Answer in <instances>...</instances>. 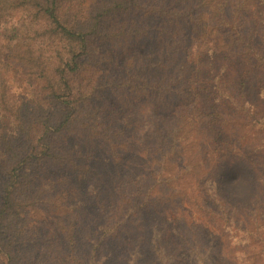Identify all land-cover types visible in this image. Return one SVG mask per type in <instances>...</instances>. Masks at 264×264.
Returning <instances> with one entry per match:
<instances>
[{
  "label": "trees",
  "instance_id": "trees-1",
  "mask_svg": "<svg viewBox=\"0 0 264 264\" xmlns=\"http://www.w3.org/2000/svg\"><path fill=\"white\" fill-rule=\"evenodd\" d=\"M84 1H0V112L11 126L0 135V264L37 252V264H178L151 216L174 198L164 189L181 178V122L195 109L212 122L230 112L236 135L201 154L197 141L198 166L221 170L212 204L197 209L224 226L221 196L242 185L237 197L254 200L244 250L264 262V0ZM108 45L135 52L101 72ZM12 69L35 91L20 103ZM32 212L55 217V241L39 221L26 226Z\"/></svg>",
  "mask_w": 264,
  "mask_h": 264
},
{
  "label": "rangeland",
  "instance_id": "rangeland-1",
  "mask_svg": "<svg viewBox=\"0 0 264 264\" xmlns=\"http://www.w3.org/2000/svg\"><path fill=\"white\" fill-rule=\"evenodd\" d=\"M94 1L95 0H85L82 7L87 9ZM3 29L5 30L6 27ZM134 52V49H127L124 52L112 53L111 46L108 45L100 55L96 56L98 60L102 61V64L100 68L95 69L101 72L118 70L124 58L133 55ZM110 56L115 61V65L110 60ZM231 67L236 69L235 63L232 64ZM7 75L12 86L13 96L17 102L20 103L24 98L35 94L33 88L29 86L24 79H21L13 69L8 71ZM258 103L261 104L260 102ZM179 108L180 107H178V109ZM180 111L182 113V110ZM225 116L226 119L217 118L216 122H212L209 118L200 117L197 109H195L194 112L192 110V115L189 117L188 121L181 122L185 131V133L181 134V139H186V142H183V145H181V147H183V159L181 163L184 169L180 172L181 178L172 181L169 190L166 188L164 189L165 191H169L170 195H172L170 192L172 189V193L174 194L171 203L167 205L166 214L162 215L158 213V217L151 216V220H155L156 228L159 230L162 240L161 244L164 245L167 256H172L176 252L180 254L178 258H181V260H178L179 262L176 261L178 264H201V257L207 258L209 264L264 263L263 260H257L251 258V256H247L246 252L248 250H244L246 243L252 241L250 234L244 232L252 231V228L250 227L248 230V225L245 226L244 223L241 225L240 222L243 220V215L247 214L245 212L251 211V205L254 204V200L248 203L250 197L245 200H241L240 197H237L244 189L242 185L233 182L229 184L230 193L226 191L225 195L220 194V196L222 195L221 197L224 198V201L228 202V206L220 208L222 214H219V216L232 217L224 226L219 224L215 226L211 223L213 220H211L210 217L203 215L197 209L200 205H204L202 204L203 202H205V205H208V207L212 204L213 192L219 190L216 181L218 175L221 174V170L214 169L212 166L211 172L205 174V170L198 166L199 150L197 148V141L200 140L202 144L200 149L201 154V151H205L204 148L206 147L211 151V145L214 141L219 145L223 141H227L228 136L233 135L236 137V135L231 132L233 127L228 121L232 118V115L229 112ZM223 121L225 122L221 125ZM0 123V135L1 133L11 130L10 124L2 116L1 112ZM221 128H223L224 131ZM195 132H198V134L195 135ZM218 132L224 134L223 140L218 136ZM256 135V133H250L246 141H254ZM245 146L244 149L242 148L244 153L246 152L247 157L253 159L255 151L252 145L246 144ZM1 157L2 154L0 152V160ZM168 169L169 172L173 171L170 167ZM217 206L218 203L215 202L212 207L214 211L217 210ZM233 207H235L237 211H234ZM39 219L40 216H35L32 212L31 218L29 221H26L25 224L29 226L30 222L33 220L34 222H38ZM55 220L52 214L44 216V218L39 221L43 226L40 234H47L50 239L54 238L56 234ZM215 222L217 223L216 220ZM233 225L242 228L243 231L238 232V230L233 229ZM220 231H222V233ZM234 233L237 234L234 235ZM34 255L35 258L31 261H29L31 256L24 258L23 264H37L40 254L37 252ZM41 255L45 257L44 254ZM148 261L149 264L151 260ZM151 264H153V262Z\"/></svg>",
  "mask_w": 264,
  "mask_h": 264
}]
</instances>
